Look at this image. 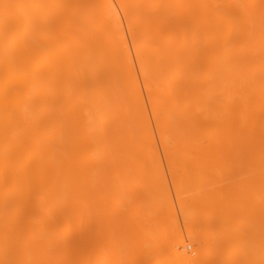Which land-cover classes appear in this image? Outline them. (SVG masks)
Wrapping results in <instances>:
<instances>
[{
	"label": "bare ground",
	"instance_id": "obj_1",
	"mask_svg": "<svg viewBox=\"0 0 264 264\" xmlns=\"http://www.w3.org/2000/svg\"><path fill=\"white\" fill-rule=\"evenodd\" d=\"M113 1L0 0V264L96 263L94 258L97 257L99 242L96 238V225L99 226V224L96 222L98 220H95L96 210L93 200H96L95 194H97V167L101 173L102 169H107L103 165L105 163L107 166L105 159L110 162L113 156L115 158L120 153L123 154L119 156L121 158L116 157L115 159H125L126 155L131 157L130 155L135 154L134 149L137 151L143 146L149 149L146 151L147 155H150V148L153 150L156 147V137H154L152 121L150 122L148 118L149 111L154 112L152 113L155 118V129H158L159 135L157 137L163 147L165 144H172L176 149L174 152L180 149L186 152L182 149L190 148L191 145L197 143L200 137L204 139L202 145H210L208 147L212 148L236 146V148L245 149L246 146H250L256 157L255 160L253 159L255 162H253L255 164L253 169L256 170L257 175L258 173L261 175H258V183H261L259 180L264 177L262 176L264 175V165L262 167V163L264 164L262 153L264 150V0H157L159 6L153 0H148L152 2L154 9L162 8L158 11L150 9V13L145 11L149 9L144 0H115L119 8ZM88 9H91L89 13L86 11ZM128 11L132 14L129 15ZM86 14H94L93 21L96 22L92 23L93 21L90 20L92 17L89 15L91 17L89 19L85 16ZM123 14L126 15L123 16ZM140 14L146 16L148 20L143 19ZM127 15H129L128 18ZM84 16L87 18L85 19ZM83 20L85 22H82ZM87 20L92 21L91 25L86 23L89 22ZM131 21L134 22L129 25ZM135 21L140 22L135 25L137 23ZM85 23L86 26L89 25L87 26L89 29H86ZM124 23L127 26H124ZM138 28L143 29L140 30L142 34L136 32ZM86 30H89V33ZM77 33L79 37L83 36L81 39L84 42L81 40V43L79 42L80 38ZM70 34L72 36L74 34L75 39ZM126 34L132 36L131 40L136 35V39H143L144 36L148 41L144 43L145 46L142 44L145 41H132L133 47L137 45L134 48L136 62L129 49ZM165 36L166 39H162ZM74 40L75 43L78 42L74 46L75 49L73 46L71 47L73 50L65 47L67 44L71 46V42L74 45ZM163 40H165L164 43L161 42ZM89 45L91 48L87 47ZM87 49H92L94 53ZM86 51L91 54L85 56ZM135 63H137V68ZM140 79L147 91L150 108L144 105ZM174 132L176 135L170 139L169 136ZM177 146L179 148H176ZM122 148L123 152H120ZM153 151L151 154L154 157ZM181 151H177L179 152L178 155L176 154L178 157L174 153L172 160L175 158L176 161H180L182 159L180 155L185 154ZM221 152L225 153L222 150ZM220 153H216L215 156ZM186 155L183 157L186 158ZM158 156L155 157L159 158ZM224 157L222 155L220 160L218 159L219 163L226 162L222 161ZM179 158L181 159L178 160ZM188 159L185 161L182 159V162L186 163ZM206 160L209 159L206 158ZM99 162L104 168H101ZM197 163L199 164L200 161L193 162L192 160V165L191 163L187 165L195 167ZM218 167L216 169L222 170L223 168V166L220 168V165ZM257 167L258 169L261 167L262 170L259 171ZM123 169L125 171V168ZM186 169L191 170L186 167L178 170L179 173H183L180 174L185 179L190 173ZM215 170L213 173L208 171V174L206 172L202 174L201 183L207 181L209 183L217 179L219 174H224L223 170L220 172L217 170L215 172ZM246 170L243 169L239 175L243 176L239 179L243 178L244 182L246 181L244 179ZM254 172L252 171L253 174ZM190 174L192 175V172ZM100 176L104 177L102 174ZM159 176L163 175L158 174L154 178L155 188L152 186L153 182L150 186L138 187V193L136 192L138 196L133 198L134 203H141L143 208L145 205L141 201L145 197L151 201L154 195L159 198L167 195L159 188L162 183L160 179L162 178L163 181L164 178ZM239 179L236 182L235 178L234 184H231L232 187L230 185L231 190L224 189L230 183L226 179H221L211 187L203 186L188 191L190 194L185 193V198L194 197V195L195 197L197 195L207 196L206 208L216 211L217 217L212 215V218H216L217 224L214 225L219 228V231L218 228L214 229L215 226L209 225V222L207 225L214 229L213 233L216 231L219 234L221 230L219 235L222 239L219 241V238L211 235L210 240L216 238L221 244L223 242L231 244L233 235L235 243L237 240L240 241L238 233L231 231V235L228 232L231 225L229 226L227 221L236 212L243 210L244 206L248 209L245 210L247 223L255 228L258 235L262 233L261 237H264V188H260V192L256 191L258 189L253 192L251 188L241 191V186L236 187L238 182L240 185L244 184L243 182L241 184ZM236 188L239 189L236 191ZM168 189L167 187V192H169ZM223 191L225 195L228 194V198L232 195L233 198L236 197L239 200L241 194L242 197L244 194L245 196L249 194L248 197H251L246 202L243 201L246 205L242 202L245 196L241 197L239 203L241 202L244 206L241 203H237L238 206H236L237 200L231 198L232 200L229 201L233 205L231 207H236L231 214L225 211L222 213L221 210H226L222 206L226 205V202L228 204L227 196L221 193ZM219 193L222 194L221 197L217 199L218 195H216V200L212 199V203L209 195ZM250 193L254 194V197ZM113 194L116 193L113 192ZM163 198L166 199V197ZM128 200L130 201V197ZM203 201L205 203V197ZM168 202L170 203V199L169 201L166 199L165 203H162L163 206L165 207L166 203L169 205ZM187 202H190L189 199ZM222 202H224L223 205ZM127 203L129 202L126 201L123 205H126V208H128ZM131 203L134 204L133 201ZM137 206L134 204V207ZM141 207L140 212L143 211ZM145 207L144 211L149 213ZM205 211L207 214L211 212ZM127 212L129 214L130 211ZM143 212L142 215H144ZM187 213L185 212L187 217L191 215ZM150 214L153 213L150 212ZM174 214L172 213V216ZM149 216L141 221L146 222ZM154 216L148 221L157 217V215ZM186 216L184 220L188 224L190 220L187 221ZM209 217L211 219V216ZM128 219L131 220L130 217ZM233 220L235 217L231 223ZM156 221H158L157 218L152 224L154 225ZM151 222L146 223L152 229L156 224L153 226ZM147 224L145 227H148ZM138 226H135L136 229L141 231L143 226ZM191 226L194 227L192 228L193 233L196 234V227ZM126 229L118 230L122 231L119 237L128 234L129 231ZM213 229L209 230V235L213 234ZM232 229L237 230V224L236 228ZM18 230L23 232L22 238L25 239L22 248L19 245L21 243H15L19 241L18 238H13L15 239L13 245L9 243L12 233L14 235L19 232ZM146 232L150 233L149 229H146ZM145 233H143V237L146 235L144 241H148L147 237L150 238L152 232L150 235ZM208 233L204 236L207 237ZM239 233L242 236L243 232ZM115 234L114 237L117 238L118 234ZM110 235L113 234L108 233L105 239H109L112 244L119 243L114 237L113 239L108 238ZM125 236L128 239L127 235ZM153 237L151 238L154 240L155 236ZM251 237L253 238L248 244L245 242L249 240L245 241L242 237L245 241L242 245H247V247L242 249V253L239 250L237 254L234 251L240 249L242 245L233 250V247L230 249L219 243L222 249L232 250L235 258L238 256L237 259H239L241 255L238 261L233 260L234 256L225 258L226 256L223 255L224 257L220 258L221 261H218L219 264L223 262L224 264H264V254L259 252L261 249L255 251L257 246L260 247V243L263 244L262 239ZM151 238L150 243H147L149 246L153 241ZM183 240L184 237L179 248L186 250L187 245ZM136 241L137 244L140 243ZM227 243L225 245H228ZM251 243L257 245L253 251L251 248L255 245ZM99 244L101 246L104 243ZM146 245L140 247H146ZM107 248L104 246L102 249L108 251ZM139 251L140 254L145 252L144 250ZM139 251L137 248L134 252ZM254 251L259 253L256 254ZM181 253L177 254L178 256L174 254L175 259L173 260L178 261L172 263L195 264L193 262H198L195 258L192 260V256H187V258L186 252V255L183 252L185 258H180V255L183 256ZM88 254L93 256L90 261L86 259ZM254 254L256 256L261 254L262 259L260 256L257 257L261 261L256 260ZM142 257L145 256L142 254ZM212 258L216 259L215 256ZM204 260L211 261L208 258ZM139 261L141 262L138 264H145L144 258H139Z\"/></svg>",
	"mask_w": 264,
	"mask_h": 264
},
{
	"label": "rangeland",
	"instance_id": "obj_2",
	"mask_svg": "<svg viewBox=\"0 0 264 264\" xmlns=\"http://www.w3.org/2000/svg\"><path fill=\"white\" fill-rule=\"evenodd\" d=\"M115 1V0H114ZM113 1V2H114ZM117 1V0H116ZM115 1V2H116ZM127 1V0H126ZM151 1V0H150ZM158 6H159V4H158V1L157 0H153ZM114 2V3H115ZM144 2H146L147 3V9H149V10H146L145 9V11L147 12H149V11H151L150 9H152V11H158V10H162V8H156V9H154L152 6V2H148V0H144ZM93 3H94V5H95V2L93 1ZM91 4V3H90ZM155 4V5H156ZM115 5H116V7H118L119 8V6H118V4H117V2L115 3ZM149 5H150V8H149ZM156 5V6H157ZM92 6V8H93V5H91ZM157 6V7H158ZM91 8V7H90ZM117 8V9H118ZM130 9H132V7L130 6ZM89 10H91V9H88V10H86L87 12L89 11ZM121 10V9H120ZM119 10V11H120ZM86 11H84V12H86ZM132 12H133V9L131 10ZM90 12V11H89ZM88 12V13H89ZM129 12V11H128ZM128 12H127V14H128ZM147 12V13H148ZM120 13V12H119ZM130 13V12H129ZM143 13H145V12H143ZM147 13H145V15H148ZM150 13V12H149ZM132 13H130L129 15H131ZM152 14V13H151ZM154 14V13H153ZM92 17V19H90L91 17ZM86 14L85 16H88L89 17V19L90 20H92L93 21V15L94 14ZM126 15V14H125ZM124 14H123V16H125ZM129 15H127L126 17L128 18L129 17ZM140 15H142V14H140ZM150 15V14H149ZM155 15V14H154ZM84 16V18L86 19L87 17H85ZM95 16V15H94ZM131 17V16H130ZM149 17V16H148ZM121 18H122V16H121ZM134 18V17H133ZM142 18L144 19H146V20H148V18L146 17V16H143L142 15ZM129 19H131V18H129ZM137 19H139V18H137ZM136 19V20H137ZM132 20V19H131ZM134 20H135V18H134ZM149 20H150V18H149ZM151 20H152V18H151ZM87 21H89V20H87ZM92 21H89V22H86V23H88V24H90L91 25V23L90 22H92ZM125 21V20H124ZM123 21V22H124ZM82 22H85V20H83ZM94 22H96V21H93L92 23H94ZM127 22V21H126ZM132 22H134V21H131L130 22V24L129 25H131V23ZM137 21H135V23H136ZM140 21H138L135 25H137L138 23H139ZM147 22V21H146ZM148 22H150V21H148ZM86 23H85V26H86ZM128 23V22H127ZM126 23H124L123 25L124 26H127V24L125 25ZM133 24V23H132ZM87 26H89V25H87ZM86 26V29H89V27H87ZM126 28H128V27H126ZM126 28H124L125 29V31H128ZM142 28H138L137 30H136V32L138 31V32H142V31H140ZM143 30V29H142ZM87 31V30H86ZM88 33H89V30L87 31ZM135 32V31H134ZM135 32V33H136ZM144 32V31H143ZM79 33V36H81L80 35V32H78ZM78 33H77V36H78ZM125 33H127V32H125ZM134 34V33H133ZM137 34V33H136ZM142 34V33H141ZM145 34V33H144ZM71 36H72V34H70ZM69 35V36H70ZM127 35V41H128V46H130L129 47V49H130V51H131V54H132V57H134L133 59H134V61L136 60L135 58V53H134V48H136L137 47V45H135L134 43V45L136 46V47H133V45H132V41L134 40V42H136L135 40H138V41H140V40H142V41H145V42H143L142 44H144V43H146V42H148V41H146V38L143 36V39H136V35H135V37L133 36V40H131L132 39V36H129L128 34H126ZM137 35H140V34H137ZM75 35L73 34V38L75 39V37H74ZM78 36V37H79ZM142 36V35H141ZM141 36H140V38H141ZM80 39H79V42H80V40H81V42H84L81 38H83V36L82 37H79ZM162 39H166V36H165V38L163 37ZM77 40V39H76ZM69 41V40H68ZM130 41V42H129ZM164 41L165 40H163V41H161V42H163L164 43ZM76 41L74 40L73 41V43H74V45L72 44V42H71V46H70V44H67V45H65V47L67 46L69 49H71V50H73L71 47L73 46H75L77 43H75ZM80 42V43H81ZM141 42V41H140ZM68 43V42H67ZM80 43H79V45H80ZM136 44H138V43H136ZM82 46V45H81ZM144 46H145V44H144ZM162 46V45H161ZM66 47V48H67ZM87 47H89V48H91L90 47V45L89 46H87ZM76 47H74V49H75ZM133 50H132V49ZM169 49H170V47H168ZM77 49H78V47H77ZM92 49H95V48H93L92 47ZM91 49V50H92ZM90 49L88 50L87 49V51H91ZM136 50V49H135ZM85 52V56H87V55H89V53L90 52ZM76 52V51H75ZM93 51H91V53H92ZM133 52V53H132ZM90 53V54H91ZM94 53V52H93ZM93 55V54H92ZM103 55V54H102ZM102 55H101V57H102ZM100 57V58H101ZM147 59V58H146ZM89 60H91V59H89ZM91 61H93V60H91ZM136 62V61H135ZM153 62V61H152ZM135 66H136V68H137V63H135ZM141 80V79H140ZM139 80V81H140ZM144 83H142V80L140 81V87H141V94H142V99H143V102H144V105H146L147 106V108H150V102H149V100H148V97H147V91L145 90V87H144V85H143ZM111 111V110H110ZM153 112V111H152ZM151 111H149L148 112V118H149V120H150V122H151V125L153 126V130H154V137H156L155 138V143H156V147H154L153 148V150H152V148H150V155L152 156V151L155 153V156L156 155H159L158 157L160 158H157V157H155L157 160H159V161H157V160H154L155 158L152 156V160H151V156L150 155H147V151H149V149L147 148V147H145V146H143V147H139L138 149H137V151H136V149H134V147H133V149H134V155L132 156V155H130L131 157H129L128 155H126V157H125V159H122V160H120V159H115L116 157L118 158L119 156H121V154L122 153H120V154H118V156L116 155L115 156V158H114V156L112 157V161H110L109 162V160L108 159H105L106 160V163H107V166L105 165V163L103 164L104 166H105V168L107 167V169H105V170H101L102 172L100 173L99 172V167H97V173H98V175H97V186H96V191H97V194H95V199L96 200H93V201H95V202H93V206L95 207V210H96V212H95V220H98V221H96L98 224H99V226L98 225H96V231H97V233H96V238H97V241L99 240V242H98V245H97V252H96V255H97V257L96 258H94L95 260H96V263L95 264H138V263H140L141 261H143V260H141V261H139V258H144V261H145V264H148L149 262L148 261H150V263L149 264H165V263H167V264H174V263H172V262H174V261H176V260H173V259H175V255L174 254H178L179 255V253H181V254H183V252L185 253H187V255H186V253H185V255H186V257L187 256H189V257H191V259L193 260L194 258L198 261V262H193V263H199L200 264V262L202 263V261L204 260V258H206V260H207V258L208 259H210L211 261H209V260H207V261H205L204 260V264H211V263H216V262H218V261H221V257H224V256H226L225 258H227V257H231V256H234V258H235V253L237 254V252L239 251V250H241V251H239V252H243L242 251V249H244V247L246 248L247 247V245L246 246H243L242 244H244V242L245 241H247V240H249L247 243L245 242V244H248V243H250V240H251V238H253V237H251V236H255V237H257V238H259V239H262V245H261V243H260V241H259V243H260V247H258L255 243H251V244H254L255 246H253L251 249H252V251L253 250H255V247H256V252L258 251V250H260L259 252H261V253H263L264 254V237H261V235H262V233H260V235H258L259 233L255 230V228H253V227H251L248 223H247V221H246V217H245V214L247 213V212H245V210L247 211L248 209H245L246 208V206H244V205H246L244 202H246V200H249L250 198L249 197H251V196H249L248 197V195L246 194V196H245V194L243 195V197L245 196V198H243L242 197V194H241V197L243 198V200H242V202H243V204L241 203V205L242 206H244V209L243 210H240V211H238V212H236V214L235 215H233L231 218L232 219H234V217H235V220H233V224L235 225H233L232 223H231V221H232V219H231V221H230V219H229V221H230V223H229V221H227L228 222V225L230 226L231 225V227L229 228V230H228V232L229 233H231V231H233V232H235V233H238L239 234V237H240V241L239 240H237V242L239 241V243L237 244V245H235L236 243H235V240H233L234 239V237H233V235H232V233H231V235H232V237H231V239H232V242L230 241V243L231 244H229V243H227V242H225V243H227L228 245H230V246H228V245H225V243L223 242V240H222V242H223V244H221L219 241H221V236L219 235L220 234V232H221V230H220V232H218L219 234H217V232H216V234H214L213 233V231H214V229H217L216 228V225H214L216 222H215V219L216 218H212V215L215 217L216 216V211L215 210H208V208H206V205H207V196H204V195H197L196 197H195V195H194V197H192V196H189V197H187L188 199H189V201L191 202H187L188 201V199L187 198H185V193H188V191H192V190H196V189H199V188H202L203 186H208V187H211V185H213V184H215V182L217 181V182H220V180L221 179H223V180H227L230 184L229 185H227V186H229V187H225L224 189H226L227 190V188H228V190H231V187H232V185L231 184H234L233 183V181L235 180V178H236V182L238 181V179L239 178H241V177H243L242 175H241V177L239 176L240 174H241V171L244 169V170H246V168H247V170L246 171H248V173L246 172V171H244V179L246 180L245 182L244 181H242L243 180V178H242V180L241 179H239V181H241V184H242V182L244 183L243 185H240V183L238 182V185L236 186V187H238V186H241L240 188V190L241 191H243V190H246V189H249V188H251L252 189V191L254 192V190L255 189H258V190H256V191H259L260 192V188L262 189V188H264V185H262L263 183H264V177H262L263 179H260L259 180V182H261V183H258V181H257V178L259 177L258 175H260L259 173H258V175H257V173H256V170L255 169H253V168H255V164H253V162H254V160H255V158L256 157H254V150L250 147V146H244L245 147V149L244 148H236V146H230V148H224L223 146H218L219 148H212V147H208V146H210V145H206V146H204V145H202V143H203V137H200V138H198V140H197V143L194 145L193 144V146L191 147L190 146V148H183L182 150H186V152L185 151H181V149L180 150H177V151H181V152H185V154H183V156H185L186 155V153L189 155V157H188V155H186L187 157L186 158H184L182 155H180V157L182 158V159H184V161L187 159V158H189L187 161H186V163L183 161L182 162V159L181 158H179L178 160H180V161H176L177 159H175L174 158V160H172V156H173V154L175 155V156H177L178 154H179V152H174V150H176V149H174L175 148V146L174 145H172V144H170V145H164L165 147H163V145H162V143H160V140H159V137H157V136H159L158 135V129H155L156 128V124L154 123L155 121V118H154V116H153V113H152ZM153 123V124H152ZM156 135V136H155ZM176 135V133L174 132V133H172L170 136H169V138L171 139V138H173L174 136ZM173 136V137H172ZM123 137V136H122ZM109 142V141H108ZM107 142V143H108ZM105 143V142H104ZM53 145V144H52ZM105 145H106V143H105ZM103 146V144L101 145V147ZM232 147V148H231ZM125 148V147H124ZM176 148H179L178 146L176 147ZM247 148V149H246ZM130 149H131V151H133L132 150V148L130 147ZM130 149H128V150H130ZM140 149V150H139ZM123 150V148L120 150V152H123L122 151ZM127 149H125V151H126ZM142 150V151H141ZM147 150V151H146ZM152 150V151H151ZM188 150V151H187ZM221 150L222 151H225V153H226V155H224L225 153H222L221 152ZM104 151V150H103ZM116 151V150H115ZM263 151V152H262ZM261 152L263 153V157H264V150H262ZM117 152V151H116ZM130 152V151H129ZM128 152V153H129ZM222 154H221V153ZM118 153V152H117ZM152 153V154H151ZM178 153V154H177ZM216 153L217 154H219L220 153V155H218V156H215L216 155ZM261 153V154H262ZM177 154V155H176ZM123 155V154H122ZM136 155V156H135ZM222 155H223V157H224V159H222V161H226L225 163L223 162V164L222 163H219V158L220 157H222ZM230 155V156H229ZM174 156V157H175ZM208 156V157H207ZM262 156V155H261ZM178 157V156H177ZM216 157V158H215ZM113 158H114V160H113ZM119 158H121V157H119ZM206 158L207 159H209V160H206ZM225 158H227V159H225ZM230 158V159H229ZM171 159V160H170ZM200 159V160H199ZM205 159V160H204ZM219 159V160H218ZM230 161H229V160ZM254 159V160H253ZM264 159V158H263ZM117 160V162H113V161H116ZM120 160V161H119ZM153 160H154V162H153ZM190 160H191V162H190ZM192 160H193V162H195V161H197V162H199L200 161V163L198 164H196L195 165V167H194V165L193 166H191L192 165ZM199 160V161H198ZM204 160V161H203ZM217 160H218V164L221 166L220 168H222V166H223V168H222V170L224 171V174L222 173V175H220L219 174V177L217 178V179H214V180H211L209 183H208V181L207 182H205L206 183V185H204L205 183H201L202 182V180L200 179V176H202V174L204 175V174H206L208 171L209 172H212L213 173V170H215L219 165L217 164ZM228 160V161H227ZM122 161V162H121ZM208 163H207V162ZM221 161V162H222ZM259 161V160H258ZM257 161V162H258ZM264 161V160H263ZM101 162H102V159H101ZM153 162V163H152ZM230 162V163H229ZM100 163V162H99ZM112 163H113V165H112ZM159 163V164H158ZM187 163H191V165L190 164H188L187 165ZM255 163V162H254ZM102 163H100V165H101ZM108 164H110V165H108ZM184 164H186V165H184ZM194 164V163H193ZM209 164V165H208ZM117 165V166H116ZM226 167H225V166ZM257 165V164H256ZM263 163H262V167H263ZM65 166H66V164H65ZM98 166V165H97ZM110 166V167H109ZM186 167V168H188V169H190L191 168V170L189 171V170H187V172L189 171L190 173L192 172V175H194V176H192L190 173L186 176L187 177V179H185L184 177H182V172H180V173H182V174H180L179 173V171L178 170H181V169H183L184 167ZM197 166H199V167H197ZM217 166V167H216ZM246 166V167H245ZM260 166V165H259ZM103 166L101 165V168H102ZM125 168V171H124V169L123 168ZM183 167V168H182ZM229 167V168H228ZM245 167V168H244ZM104 168V167H103ZM116 168V169H115ZM181 168V169H180ZM192 168H193V170L197 173H195L193 170H192ZM198 170H197V169ZM213 168V169H212ZM219 168V167H218ZM228 168V169H227ZM249 168V169H248ZM210 169H212L211 171H210ZM257 169H258V167H257ZM261 169V167L258 169L259 171H261L260 170ZM107 170V171H106ZM123 170V171H122ZM197 170V171H196ZM217 170V172H220V171H222V170H219V169H216ZM216 170H215V172H216ZM219 170V171H218ZM226 170V171H225ZM257 170V171H258ZM264 170V169H263ZM103 171H105V172H103ZM198 171H199V173H198ZM252 171L255 173V174H253L252 173ZM84 172H86V169H84ZM83 172V173H84ZM124 172V173H123ZM177 172V173H176ZM206 172V173H205ZM208 172V173H209ZM243 172V171H242ZM245 172L247 173L246 175H245ZM251 172V173H250ZM104 173V174H103ZM207 173V174H208ZM263 173V172H262ZM102 174V176L104 175V177H101L100 175ZM158 174L160 175H163V176H159V177H164L163 178V181H162V178L160 179V181L162 182L161 183V185H160V189H162L164 192H166V194L167 195H163L162 197H156L155 195H154V197H155V199H154V197H153V201L154 202H151L150 201V199L149 198H147V197H145L144 198V200H142L141 202H142V204H144L145 206H143V208L141 207V203H137V202H135L134 203V197L136 196H138L137 195V190L139 189L138 187L139 186H150L151 184H152V182H153V185L152 186H154L155 184H156V182H155V180H154V178H156L157 176H158ZM196 174V175H195ZM120 175V176H119ZM236 177H235V176ZM238 175V176H237ZM253 175H257V176H254L253 177ZM261 176V175H260ZM262 176H264V175H262ZM204 177V176H203ZM237 177H238V179H237ZM150 178V179H149ZM215 178V177H214ZM164 179H166V180H164ZM259 179V178H258ZM194 181V183H193V181ZM219 180V181H218ZM198 181V182H197ZM234 181V182H235ZM262 181H263V183H262ZM154 182H155V184H154ZM164 182V183H163ZM197 182V183H196ZM247 182V183H246ZM166 183V184H165ZM191 183V184H190ZM196 183V184H195ZM113 184V185H112ZM163 184H164V186H163ZM190 184V185H189ZM193 184V185H192ZM201 184H202V186H201ZM230 185H231V187H230ZM236 185V184H235ZM242 186H243V188H242ZM257 186H259V187H257ZM111 187H113V188H111ZM167 187L169 188L168 189V191L170 192H167L166 191V189H167ZM154 188H155V186H154ZM230 188V189H229ZM99 189V190H98ZM112 189V190H111ZM152 189H153V187H152ZM165 189V190H164ZM237 189H239V188H236V191H237ZM250 189V190H251ZM134 190H135V192H134ZM225 190V193H227V191ZM233 190H235V188H234V186H233ZM239 190V191H240ZM239 191H238V193H239ZM241 191H240V193H241ZM255 191V192H256ZM113 192L114 193H118L117 195L115 194H113ZM137 192V193H136ZM222 194H224V191L223 192H221ZM232 193V192H231ZM239 193V194H240ZM258 193V192H257ZM169 194V195H168ZM188 194H190V192L188 193ZM222 194H214V195H209V198L211 197V199H210V201L212 200V199H215V196L216 195H218V197L216 196V198L218 199L219 197H221V195ZM233 194H235V193H233ZM239 194H237V192H236V196H238ZM250 194H252V193H250ZM256 194V193H255ZM114 195V196H113ZM220 195V196H219ZM228 194H224V196L226 197ZM253 195V197H254V194H252ZM233 196H235V195H233ZM130 197V201L128 200V198ZM163 197H166V199L169 201V199H170V203H169V205H170V207H169V205L167 206L166 204H165V207L163 206L164 204H162V203H165V200L166 199H164ZM201 197V198H200ZM204 197H205V203H204V201H203V199H204ZM240 197V196H239ZM238 197V198H239ZM239 198V200L240 199H242V198ZM247 197H248V199H247ZM252 197V198H253ZM132 198V199H131ZM200 198V199H199ZM224 198V197H223ZM231 198H233L232 197V195L230 196L229 195V198H228V196H227V198L226 199H228V204H227V202H226V205L224 204V206H222L223 207V209L224 208H226V210H221L222 211V213L225 211L226 213L228 212V214H231V212H232V210L236 207V206H238V204H240L239 203V200L236 198V197H234L233 198V200H237L236 201V206H234V208L233 207H231V206H233V205H231L230 204V202L229 201H231L232 199ZM251 198V199H252ZM136 199V198H135ZM147 199V200H146ZM149 199V200H148ZM164 199V200H163ZM225 199V198H224ZM223 199V200H224ZM230 199V200H229ZM245 199V200H244ZM162 200V201H161ZM194 201V202H192V201ZM196 200V201H195ZM216 200V199H215ZM126 201H128L129 203H127L128 205H127V207L128 208H126L125 206H123L124 204H126ZM133 201V203L135 204V205H138L137 207H134V204L132 205V202ZM143 201H144V203H143ZM148 203H147V202ZM159 201V202H158ZM161 201V202H160ZM164 201V202H163ZM209 201V202H210ZM186 202V203H185ZM212 203H213V201H211ZM210 202V203H211ZM235 202V201H234ZM95 203V204H94ZM131 203V204H130ZM146 203V204H145ZM152 203H154V204H152ZM182 203H184V204H182ZM195 203V204H194ZM200 203H202V205H203V203H204V207L200 204ZM223 203L224 202H222V205H223ZM238 203V204H237ZM129 204H130V206H129ZM189 205L188 207L187 206H184V205ZM197 204V205H196ZM230 204V205H229ZM232 204H235V203H233L232 202ZM173 205V207H171ZM200 205V206H199ZM227 205H229V206H227ZM141 207V210L143 209V211H144V207L146 208V210H147V212H149V213H146L145 211L143 212L144 213V215L145 214H147L146 216H149V215H152V216H154V217H156V215H157V219H158V221H156V223H154V225L152 224V222H154V219H156V218H152V220H149L148 221V219H150L151 217L149 216V218L147 217V223L149 224V222H151L150 224H152L154 227H158L157 229L156 228H152L151 229V226L150 225H148L146 222H144V220H145V217L146 216H144V215H142V212H140V207ZM191 206V207H190ZM247 206H248V204H247ZM185 207V208H184ZM187 207V208H186ZM193 207V208H192ZM183 208V209H182ZM188 208H192V209H188ZM137 211H136V210ZM166 209V210H165ZM211 209V208H210ZM229 209V210H228ZM158 210V211H157ZM205 210H207L208 212H210L209 214H207V212L205 211ZM228 210V211H227ZM127 211H130L129 212V214H128V212ZM167 211H168V213H175L174 214V216H172V213L170 214V215H167L168 213H167ZM171 211V212H170ZM187 211H188V213H187ZM220 211V212H221ZM128 214H126V213ZM150 212L151 213H153V214H150ZM160 212V213H159ZM185 212L188 214V215H190L189 213H191V217L190 216H188V217H190V218H188L186 215H185ZM218 212V211H217ZM234 212V211H233ZM97 213V214H96ZM126 214V216H125V214ZM219 213V212H218ZM225 213V215H228V214H226ZM131 214V215H130ZM205 214H207V216H205ZM125 217H124V216ZM237 215V216H236ZM97 216V217H96ZM185 216L187 217V221L188 220H190V222L188 221V224L186 223V219H185ZM209 216H211V219H210V217ZM131 218V220L130 219H128V218ZM172 217L174 218V219H172ZM196 217V218H195ZM217 217V216H216ZM171 218V219H170ZM192 218V219H191ZM200 218V219H199ZM240 218V219H239ZM241 218H242V220H241ZM243 218H245V219H243ZM142 219H144L143 220V222L141 221ZM185 219V220H184ZM195 219V220H194ZM238 219V220H237ZM200 220V221H199ZM210 220V221H209ZM244 220L246 221V222H244ZM214 221V222H213ZM235 221H237L236 222V224H237V230L235 229V231L232 229L233 227L234 228H236V224H235ZM125 222V223H124ZM139 222H140V224H139ZM196 222V224H194ZM208 222H209V225H211V226H215V228L213 229V228H211V226L209 227L207 224H208ZM96 223V224H97ZM148 225V227H145V225L146 224ZM210 223H212V224H210ZM243 223H245V224H243ZM133 224V225H132ZM217 224V223H216ZM127 225V226H126ZM138 225H140V227L141 226H143V227H141L142 228V230L140 231L139 229H136V227L135 226H138ZM190 225H194L196 228H195V230H196V234L195 233H193L194 232V229H192V228H194L193 226H191L190 227ZM198 225H199V227H198ZM205 225V226H204ZM239 225V226H238ZM132 226H134L133 228H132ZM149 226H150V228H149ZM208 226V227H207ZM241 226V227H240ZM98 227V228H97ZM188 227V228H187ZM238 227H240V228H238ZM127 228V229H126ZM138 228H139V226H138ZM149 229V231H150V233L149 232H146L147 233V235H150L151 234V232H152V236L151 237H153V235L155 236V239L154 240H156V242L153 240L152 242H151V244H150V246L147 244V243H150V238L149 237H147V239H148V241L147 240H145L144 241V237H146V235L143 237V233H145V230L146 229ZM209 228H211V229H213L212 230V233L215 235H213V234H210L209 235V233H210V231L209 230H211V229H209ZM119 229H123V230H128L129 232H128V234H125V235H127V237H128V239L126 238V236L125 235H122L121 237H119L120 235V233L122 232H119L118 230ZM144 229V230H143ZM248 229H249V231H248ZM17 230V229H16ZM193 230V231H192ZM15 231V230H14ZM19 231V230H18ZM21 231V230H20ZM17 232V233H15L14 235H13V233H12V238H11V242L9 241V243H11L10 245H13V243H14V240L15 239H13V238H18V240L19 241H21V242H19V241H15V243L17 242L18 244L19 243H21V244H19L20 246H21V248L23 247L22 245H23V241L25 240L24 238H22V233L23 232ZM111 231V232H110ZM117 231H118V233H117ZM135 231V232H134ZM137 231V232H136ZM155 231V232H154ZM218 231H219V228H218ZM243 232V233H241L242 234V236H240V233L239 232ZM246 231H248V232H246ZM12 232V231H11ZM133 232V233H132ZM209 232V233H208ZM257 232V233H256ZM264 232V231H263ZM100 233V234H99ZM108 233L110 234H113V235H110V237H108V238H112L113 239V237H114V233H116V234H118V235H116V237L117 238H115V239H118V241H119V243H115V244H112V243H110L109 242V239H105L106 238V236L108 235ZM124 233V232H123ZM125 233H127V232H125ZM132 233V236L130 235ZM145 233V234H146ZM206 233H208L207 234V237L206 236H204V234H206ZM251 233V234H250ZM137 234H138V236H137ZM142 234V235H141ZM156 234V235H155ZM234 234V233H233ZM10 235V234H9ZM100 235V236H99ZM134 235V236H133ZM192 235V236H191ZM203 235V236H202ZM209 235V236H208ZM213 236V237H217V238H219V239H216V238H212V240H210V236ZM129 236L131 237V238H129ZM192 238H191V237ZM211 236V237H212ZM218 236H220V237H218ZM246 236H248L249 238H247ZM263 236H264V234H263ZM10 237H11V235H10ZM125 237V238H124ZM134 237V238H133ZM136 237H137V239H136ZM140 237V238H139ZM142 237H143V239H142ZM183 237H184V240L183 241H185V244L187 245L186 246V250H183V249H181V248H179L180 247V245H181V240L183 239ZM195 237V238H194ZM244 237H246V238H244V240H243V238ZM133 238V239H132ZM154 238V237H153ZM188 238H190V240H192L193 239V241H195V242H193V241H190ZM205 240H204V239ZM208 238V239H207ZM138 240V242H140L139 244H137L136 242V240ZM195 239V240H194ZM198 239V240H197ZM130 242L131 241V243H129L128 241ZM150 240V241H149ZM190 242H189V241ZM219 240V241H218ZM242 240V241H241ZM104 241V242H103ZM127 241V242H126ZM133 241V242H132ZM136 241V242H135ZM141 241H143L142 243H141ZM147 241V242H146ZM207 241V242H206ZM209 241V242H208ZM210 241L212 242V243H210ZM154 242V243H153ZM206 242V243H205ZM242 242V243H241ZM253 242H255V239H253ZM257 242V241H256ZM99 243H104L103 245H101V246H99L100 244ZM133 243V244H132ZM148 245H146V244ZM178 243V244H177ZM219 243H220V245H222V246H227L228 248H232L233 247V250H235L236 248H238V247H241V245H242V247L240 248V249H237L236 251H232V250H229L228 248L226 249V250H224V249H222L221 248V246L219 245ZM139 245V247L137 246V245ZM189 244V245H188ZM212 244V245H211ZM240 244V245H239ZM133 245H134V249H133ZM136 245V246H135ZM145 246L146 245V247H142V248H145V249H142L140 246ZM108 247L107 249H108V251H105L106 249H102L103 247ZM110 246H112V247H110ZM114 246H118L117 247V250H116V247L114 248ZM192 246V247H191ZM252 246V245H251ZM262 246V247H261ZM9 247H11L12 248V246H9ZM138 248V251L139 250H141L142 252H143V250L145 251L144 253H142L143 254V256H145V257H142V254H140L141 252L139 251L138 253L136 252H134V251H137V248ZM216 247V248H215ZM248 247H250V246H248ZM15 248V247H14ZM17 248L19 249V246L17 245ZM16 248V249H17ZM111 248V249H110ZM115 250H114V249ZM121 248V249H120ZM152 248V249H151ZM159 248V249H158ZM199 248H200V250H199ZM219 248H220V250H219ZM235 248V249H234ZM17 249V250H18ZM110 249V250H109ZM136 249V250H135ZM188 249V250H187ZM182 250V251H181ZM197 250H199V253L198 254H196L197 253ZM223 250V251H222ZM16 251V250H15ZM102 251V252H101ZM148 251V252H147ZM177 251H178V253H177ZM216 251V252H215ZM225 251H227V252H225ZM232 251V252H231ZM254 251V252H255ZM105 252V253H104ZM192 252V253H191ZM255 252V253H256ZM258 252V253H259ZM110 253V254H109ZM153 253V254H152ZM156 253V254H155ZM234 253V254H233ZM240 253V254H241ZM258 253H256V254H258ZM103 254V255H102ZM107 254V255H106ZM219 254V255H218ZM262 254V255H263ZM104 255H106V256H108L107 258H110V259H107L106 258V256L104 257ZM138 255H141V256H138ZM146 255H147V259H146ZM151 255H152V258H151ZM177 255V256H178ZM224 255V256H223ZM239 255V254H238ZM203 256V257H202ZM213 256H215L216 257V259H218L217 261H215L216 259L214 258H212ZM219 256V257H218ZM240 256L241 255H239V259H240ZM254 256H256L255 254H254ZM258 256H260L259 258L260 259H262V257L264 256H261V254H259V255H257L256 256V260H260V259H257V257ZM103 257H104V259H103ZM181 257H184L185 258V256H184V254H183V256H181L180 255V258ZM210 257V258H209ZM138 258V260H136ZM179 258V259H180ZM188 258V257H187ZM199 258V259H198ZM233 258V260H236L237 258H238V256L234 259ZM264 258V257H263ZM86 259H88L89 261L91 260V259H93V256L92 255H90V254H88L87 255V257H86ZM102 259V260H101ZM106 259H107V261H106ZM148 259H150V260H148ZM171 259L173 260V261H171ZM190 259V258H189ZM200 259H202V260H200ZM213 259V260H212ZM220 259V260H219ZM229 259V258H228ZM239 259H237L236 261H238ZM94 260V261H95ZM109 260H111V262L109 261ZM166 260V261H165ZM222 260H226V259H223L222 258ZM106 261V262H105ZM165 261V262H164ZM178 261V260H177ZM176 261V262H177ZM188 261V260H187ZM228 261V260H227ZM261 261V260H260ZM110 262V263H109ZM148 262V263H147ZM175 262V263H176ZM192 262V261H191ZM206 262V263H205ZM235 262V261H234ZM187 263H189V262H187ZM144 264V263H143ZM190 264V263H189ZM203 264V263H202ZM216 264H219V262L218 263H216ZM223 264H224V262H223ZM226 264V263H225Z\"/></svg>",
	"mask_w": 264,
	"mask_h": 264
}]
</instances>
